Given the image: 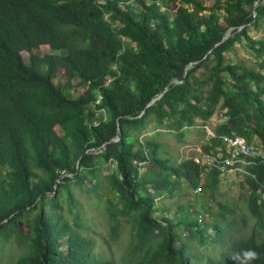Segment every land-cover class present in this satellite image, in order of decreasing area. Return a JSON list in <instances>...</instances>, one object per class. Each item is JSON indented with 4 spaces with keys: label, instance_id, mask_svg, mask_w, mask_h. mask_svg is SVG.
Listing matches in <instances>:
<instances>
[{
    "label": "trees",
    "instance_id": "obj_1",
    "mask_svg": "<svg viewBox=\"0 0 264 264\" xmlns=\"http://www.w3.org/2000/svg\"><path fill=\"white\" fill-rule=\"evenodd\" d=\"M263 28L264 0H0V250L18 248L13 264H240L253 249L264 264V158L243 157L237 198L217 165L225 136L264 152V36L249 35ZM240 42L251 64L226 57ZM190 127L213 163L158 139Z\"/></svg>",
    "mask_w": 264,
    "mask_h": 264
},
{
    "label": "rangeland",
    "instance_id": "obj_2",
    "mask_svg": "<svg viewBox=\"0 0 264 264\" xmlns=\"http://www.w3.org/2000/svg\"><path fill=\"white\" fill-rule=\"evenodd\" d=\"M249 35H251L253 38H259L261 36H264V28L260 31H255L254 29H251L249 32ZM35 53H38L39 55L50 53V54H58L59 51H53V50H34ZM23 56L25 58V61L28 62V57L26 53H23ZM226 57L233 61H244L247 64H251L254 61V57L252 55L251 50L244 45L243 42L236 43L234 50H231L226 53ZM58 81L63 82L65 80V76L62 74V72H59ZM81 92V89H72L70 91V95L72 97H76L78 93ZM224 117L222 115V111L214 113V115L208 120L207 125L204 126L205 131L207 134L212 135V128L215 126V124L221 120H223ZM148 132H155L152 127H149L147 129ZM204 137H202L201 132L194 128L190 127L189 131L183 138V140L180 142L177 140L175 135L169 131L168 129L162 128L159 131L158 139L161 141L162 144H164L171 152L177 153L179 155V158H185L190 155H194L195 159L198 157L200 158V161L202 163H207V158L205 154L201 153L200 143L203 140ZM259 148V146H256ZM201 155L199 156L198 154ZM203 156V158H202ZM107 166V164L105 165ZM109 170H105V172H108ZM245 172V169L243 166H241L240 170H231L225 172L223 175L222 183L220 186V189L222 192H224L229 197L237 198L240 193L239 184L241 183L243 179V174ZM85 194L84 197H81L82 204H83V210L86 211L87 215V224L90 234L93 235L96 239V250H104V244L102 242V237L107 235V231L105 229L103 215L101 213L102 209L100 204L97 206H92L88 202V197L91 196V194L83 193ZM81 196V195H80ZM94 196V195H92ZM188 213H193V210H189ZM202 217V216H200ZM186 234L187 232L184 231ZM113 254L118 257V245L112 244L111 246ZM18 253V248L6 245L0 250V264H13L14 258L16 254Z\"/></svg>",
    "mask_w": 264,
    "mask_h": 264
},
{
    "label": "built area",
    "instance_id": "obj_3",
    "mask_svg": "<svg viewBox=\"0 0 264 264\" xmlns=\"http://www.w3.org/2000/svg\"><path fill=\"white\" fill-rule=\"evenodd\" d=\"M161 9L165 8L161 5ZM244 156L256 157L260 156L264 158V152L260 148L248 143L242 136L231 135L224 137V149L223 152L218 155L220 158L217 160V165L224 174L231 170H240L243 163H246ZM201 157L196 158V161H200ZM203 158V156H202ZM207 163L211 164L216 159L210 155H206Z\"/></svg>",
    "mask_w": 264,
    "mask_h": 264
},
{
    "label": "clouds",
    "instance_id": "obj_4",
    "mask_svg": "<svg viewBox=\"0 0 264 264\" xmlns=\"http://www.w3.org/2000/svg\"><path fill=\"white\" fill-rule=\"evenodd\" d=\"M240 260V264H250L251 261L258 258V253L253 249L243 251L237 257Z\"/></svg>",
    "mask_w": 264,
    "mask_h": 264
},
{
    "label": "water",
    "instance_id": "obj_5",
    "mask_svg": "<svg viewBox=\"0 0 264 264\" xmlns=\"http://www.w3.org/2000/svg\"><path fill=\"white\" fill-rule=\"evenodd\" d=\"M256 3H257V2H254L253 6H252V10H254ZM229 35H230V33H227V34L222 38V40H224V39H225L226 37H228ZM216 44H218V43H216ZM216 44H215V45H216ZM215 45H214V46H215ZM188 65H190V64H188ZM165 90H166V87L162 90V92H164ZM153 100H154V99L150 100L148 104H150Z\"/></svg>",
    "mask_w": 264,
    "mask_h": 264
}]
</instances>
